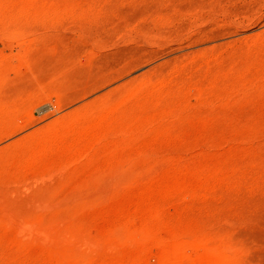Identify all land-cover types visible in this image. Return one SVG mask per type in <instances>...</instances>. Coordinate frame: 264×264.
Wrapping results in <instances>:
<instances>
[{"label":"rangeland","instance_id":"1","mask_svg":"<svg viewBox=\"0 0 264 264\" xmlns=\"http://www.w3.org/2000/svg\"><path fill=\"white\" fill-rule=\"evenodd\" d=\"M0 264H264V0H0Z\"/></svg>","mask_w":264,"mask_h":264}]
</instances>
